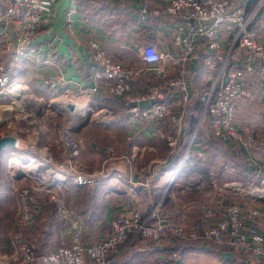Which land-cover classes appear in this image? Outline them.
Returning a JSON list of instances; mask_svg holds the SVG:
<instances>
[{"label":"built area","instance_id":"2783aa9c","mask_svg":"<svg viewBox=\"0 0 264 264\" xmlns=\"http://www.w3.org/2000/svg\"><path fill=\"white\" fill-rule=\"evenodd\" d=\"M54 0H0V24L11 22L15 27L13 38L0 44V108L18 104L10 112L0 110V137L13 136L7 158V195L15 201L6 239L9 253L0 248V264H111L120 249L136 239H149L157 246L167 240L199 241L207 246L222 247L231 253L243 255L251 264H264V231L258 226L264 218L260 207L249 204L244 214L240 202L234 197H248L264 202V173L261 166L251 160L253 174L247 183L220 184V169L210 164L208 154L196 143L197 129L190 138L183 135L186 115L192 102L200 103L199 122L206 121L211 136L233 149L250 150L256 134L244 135L236 127V103L253 100L254 95L245 84L246 75L264 79V32L258 36L252 26L259 12L264 10V0H140L139 18L150 14L171 18L176 24L172 51H161L153 44L141 47L143 68L134 69L114 63L97 40L88 42V58L94 64L92 85L72 91L63 78L46 77L43 85L47 91L58 92L62 98L45 101L35 96L26 86L11 80L9 65L33 57L37 52L36 36L43 22V14ZM107 3L125 4L131 0H104ZM157 8L152 9V3ZM6 58L8 59L6 61ZM205 76L207 87L192 97L190 80L195 74ZM146 75L149 83L141 91H134L135 81ZM24 87L22 95H16ZM117 97L133 133L148 132L164 141L168 155H181L165 193L176 180L185 161L194 157L198 165L207 170L213 190L211 198L189 197L172 209L164 207V195L157 198L146 214L136 206L118 209L110 222V231L97 243L84 242L85 229L75 209L66 203L63 190L68 182L76 187H96L102 170L85 171L76 159L80 155L79 141L73 133L80 128L71 112L78 105L70 97L84 98L82 105L89 109L101 125H111L112 113L105 107L90 106L91 96L100 93ZM45 103L27 108L29 97ZM67 99V109L50 113L51 101ZM147 103L146 106H142ZM69 105L73 108L69 109ZM96 111H94V109ZM61 116L54 136L49 140L59 148V158L53 160L48 147L38 148L32 135H22L29 124L37 125L36 117ZM88 118V117H87ZM86 118V120H87ZM27 123L17 125L21 120ZM29 132V131H28ZM131 139V137H129ZM23 148L31 153L24 154ZM109 157L114 154L108 149ZM222 171H230L222 166ZM158 169L151 167L148 176L138 185L153 194L149 179L155 178ZM117 175L116 178H119ZM136 194L137 186L129 188ZM4 195H0V198ZM53 207V219L62 228L67 243L38 254L31 242L33 227L39 212L46 206ZM194 212L206 217L207 226L198 230L190 226ZM183 261L178 251L162 253L157 264H177Z\"/></svg>","mask_w":264,"mask_h":264},{"label":"crops","instance_id":"0c3cea01","mask_svg":"<svg viewBox=\"0 0 264 264\" xmlns=\"http://www.w3.org/2000/svg\"><path fill=\"white\" fill-rule=\"evenodd\" d=\"M254 1L249 0V7ZM140 8V0H131L121 5L107 3L104 0H54L49 10L43 14L45 21L35 39L36 54L18 61L13 66L8 64L11 80L26 86L35 94L46 93L43 85L46 77L63 78L72 91L90 87L95 70L87 54L90 40H97L112 62L134 69L143 68L140 60L141 47L153 44L161 51L171 52L176 24L171 18L153 14L141 20ZM151 8H157V4L152 3ZM252 26L261 37L264 32V10L256 15ZM0 32H4L6 39L9 40L15 34V27L11 22L0 24ZM3 42L4 39L0 37V44ZM205 79L202 74H195L191 78L189 86L193 98L207 87ZM148 83L149 78L146 75L142 76L135 81L134 91L143 90ZM245 84L254 98L237 101L235 124L244 135L256 134V140L250 150H236L214 139L207 122H199L201 105L195 100L184 120V137L190 138L197 129L196 143L208 154L210 164L220 169L218 175L220 184L233 181L247 183L252 180L250 178L254 175L252 159L261 166L264 173V79L259 80L246 75ZM92 101L107 108L112 113L113 122L109 126L98 124V127L81 129L78 132L81 153L78 163L88 172L102 170L98 179L100 182L96 187H76L68 182L62 192L66 203L75 209L84 225L83 239L86 244L99 242L110 231V222L120 208L136 206L146 214L161 195H164L166 209H172L178 204L175 202L181 196L182 201L189 197L206 199L212 197L213 190L207 170L201 168L194 157L185 161L181 173L169 191L164 194L181 155L170 157L165 142L148 132L133 133L117 97L101 91L92 96ZM146 105L147 103L142 104ZM248 122L251 124L250 127H247ZM38 126L39 129L36 128L37 125L29 127V132L27 131V134L23 132L22 135L27 138L30 131L32 135L36 131L37 135L34 134L33 137L37 147H48L53 160L57 161L59 148L51 143L46 132L40 125ZM55 130L56 127L53 132ZM211 140L219 143L220 148L214 147ZM110 148L114 151L115 156L111 157L113 159L108 154ZM10 151V146H6L0 152V163L3 161V164H0V195H4L0 198V208L6 207L1 200L8 205L11 199L7 195L9 188L7 158ZM22 153L31 155L25 148ZM153 166L158 171L155 178L149 179L153 192L151 194L150 190L139 187L138 183L147 178L148 170ZM222 166H228L231 170L222 171ZM232 170L235 173H232ZM117 175H120L119 178H116ZM133 184L137 186V192L131 195L129 188ZM234 198L241 206L251 204V201L242 196ZM256 205L264 211V202ZM9 221L3 224L0 220V248L4 253L11 251L6 239ZM189 225L196 226L201 231L207 226L206 217L200 212H194ZM258 226L264 231V218L258 222ZM3 230L5 239L1 234ZM2 241H6L8 250L4 249ZM31 242L38 254H45L62 243H67L62 228L53 219L51 205L39 212ZM171 251H178L183 258V261L177 264H236L232 261L237 254L224 248L207 246L199 241L184 242L170 239L159 247L151 240L142 238L121 248L111 264H157L162 253ZM242 264H251L250 259L244 260Z\"/></svg>","mask_w":264,"mask_h":264},{"label":"rangeland","instance_id":"374dc122","mask_svg":"<svg viewBox=\"0 0 264 264\" xmlns=\"http://www.w3.org/2000/svg\"><path fill=\"white\" fill-rule=\"evenodd\" d=\"M200 74V73H199ZM206 76V75H205ZM30 90V89H29ZM31 91V90H30ZM33 93V92H32ZM47 93V94H46ZM46 93L44 94V93H42V94H35V93H33L35 96H37L38 98H42L43 100H45V101H49V100H51V99H57V98H62L61 97V94L60 93H57V92H55V93H52V92H50V91H47L46 90ZM93 96V95H92ZM92 96H91V101H92ZM70 99L72 100V101H74V102H77L78 104H80L81 105V103H82V97L80 96H78V95H74L73 97L71 96L70 97ZM84 102V101H83ZM0 103H1V101H0ZM90 106H92V107H95L96 106V103H95V101H92L91 102V104H90ZM94 109V108H93ZM48 110H49V112L50 113H53V111H54V109L52 108V107H50V108H48ZM94 111H96L95 109H94ZM36 120H37V123H38V125H40L41 127H42V129L44 130V132H46V134L49 136L48 138L50 139L52 136H54V134H55V132H56V130L53 132V130L55 129V127L57 128L58 127V125H59V123H60V121H61V116H57V117H50V115H49V113L48 112H46V114L44 115V116H38V117H36ZM258 122H260L259 120H258ZM27 123V121L24 119V120H21L17 125H21V126H23V125H25ZM98 124L99 125H101L100 123H98V121L96 120V118H94V117H89L88 116V118H87V120L85 121V122H83V124L81 125V127L80 128H78V129H76L75 131H74V133H73V137H74V139H76L77 141L78 140H80V136L78 135V132H80L81 131V129L82 130H87V129H89V128H92V127H94V126H97L98 127ZM249 125H251L249 122H248V126L247 127H250ZM29 127H32V126H34L33 124H29L28 125ZM51 133V134H50ZM50 134V135H49ZM47 137V136H46ZM46 142H47V139L45 140ZM44 144H46V143H44ZM51 148V147H50ZM80 148V147H79ZM6 155H7V151H6ZM8 155H9V153H8ZM80 156H81V153H80V155H79V157L76 159V162L78 163L79 162V158H80ZM115 155L113 154V156L112 157H114ZM111 159H113V158H111ZM1 160V159H0ZM0 164H3V161L0 163ZM78 164H80V163H78ZM164 188H166V187H164ZM9 189V188H8ZM8 198H10V197H8ZM183 197L181 196L178 200H177V202H175V203H180L182 200ZM243 198H246V199H248L247 201H251V204L252 205H255V206H257L256 205V203H261V202H258V201H256V200H253V199H251V198H248V197H243ZM4 199V198H3ZM12 199V198H11ZM10 199V202L8 203V205H7V203L6 202H3L2 200H1V203H3V206L5 205L6 207H2L1 206V208H0V220H2L3 221V224L4 223H6L8 220H10L11 218H10V216L13 214V212L15 211V201L14 200H11ZM244 206V208H243V211H244V214L247 212V209H248V206L247 205H243ZM259 207V206H258ZM149 211V210H148ZM10 222V221H9ZM4 230H3V232L1 233L2 234V238H4L5 239V236H4ZM149 240V239H148ZM3 242V245L6 247H4V249L5 250H8V247L6 246V241H2ZM1 242V243H2ZM219 248H222V247H219ZM238 255V254H237ZM192 264V263H191Z\"/></svg>","mask_w":264,"mask_h":264},{"label":"bare ground","instance_id":"6f19581e","mask_svg":"<svg viewBox=\"0 0 264 264\" xmlns=\"http://www.w3.org/2000/svg\"><path fill=\"white\" fill-rule=\"evenodd\" d=\"M24 87H19V89H17L16 92H18L16 95H22V92ZM28 97H29V101H27L28 103L26 104L27 105V108L34 113V108L35 107H38L39 109H42V107H45V103L41 102V101H37L35 100L33 97H31L29 95V93H27ZM50 106L51 107H54L57 111H60V110H64V109H67V99H63L62 101L61 100H54V101H51L50 103ZM19 108L20 105L14 103V104H9L6 106V112H10L13 108ZM4 108H0V110L3 111ZM89 109L86 105H80L78 104L75 108V110H73V112H71V117L72 119H75L76 120V124H81L83 122L86 121V118L88 117V114H89Z\"/></svg>","mask_w":264,"mask_h":264},{"label":"trees","instance_id":"16d2710c","mask_svg":"<svg viewBox=\"0 0 264 264\" xmlns=\"http://www.w3.org/2000/svg\"><path fill=\"white\" fill-rule=\"evenodd\" d=\"M211 144L216 147V148H220V144L219 143H215L213 140L210 141ZM183 168V167H182ZM237 169V167H235ZM242 170H244V168H240ZM182 170V169H181ZM241 171V170H240ZM181 173V171H180ZM232 173H235L234 170H232ZM225 249V248H224ZM227 250V249H226ZM229 251V250H227ZM230 252V251H229ZM234 254V253H233ZM248 259L246 256H243V255H235L233 257V261L232 262H235L236 264H242L244 262V260Z\"/></svg>","mask_w":264,"mask_h":264},{"label":"water","instance_id":"95a60500","mask_svg":"<svg viewBox=\"0 0 264 264\" xmlns=\"http://www.w3.org/2000/svg\"><path fill=\"white\" fill-rule=\"evenodd\" d=\"M72 108L73 106L69 105V109H72ZM14 141L15 139L13 136L0 137V152L4 147L13 145Z\"/></svg>","mask_w":264,"mask_h":264}]
</instances>
